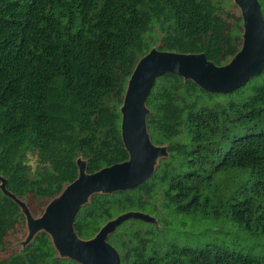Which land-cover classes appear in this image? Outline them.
<instances>
[{"label":"trees","instance_id":"obj_1","mask_svg":"<svg viewBox=\"0 0 264 264\" xmlns=\"http://www.w3.org/2000/svg\"><path fill=\"white\" fill-rule=\"evenodd\" d=\"M242 26L233 0H0L6 190L37 215L77 178L79 154L88 174L127 161L119 109L137 62L156 48L224 66L242 47ZM145 105L150 140L168 156L136 187L92 195L75 216L77 236L139 212L156 223L130 219L107 238L120 264H264V69L228 94L165 73ZM29 154L40 163L33 173ZM180 216L203 223L194 247L168 238ZM23 222L0 190V248ZM0 264L77 263L40 232Z\"/></svg>","mask_w":264,"mask_h":264},{"label":"water","instance_id":"obj_2","mask_svg":"<svg viewBox=\"0 0 264 264\" xmlns=\"http://www.w3.org/2000/svg\"><path fill=\"white\" fill-rule=\"evenodd\" d=\"M242 23V47L224 66H215L204 54H182L151 49L136 64L126 86L122 105L120 135L128 160L105 167L94 173L86 172V163L76 161L77 178L46 205L35 218L26 206L5 188L0 177L1 192L15 202L23 214L28 238L46 233L58 256L77 264H120L116 250L107 242L115 229L127 220L155 224L153 217L127 212L105 223L96 235L80 239L74 230L78 210L94 194H112L136 187L152 176L158 160L168 156L166 146L152 144L147 127L148 109L145 102L156 78L171 73L191 80L204 91L228 94L244 85L264 69V18L257 0H233Z\"/></svg>","mask_w":264,"mask_h":264},{"label":"rangeland","instance_id":"obj_3","mask_svg":"<svg viewBox=\"0 0 264 264\" xmlns=\"http://www.w3.org/2000/svg\"><path fill=\"white\" fill-rule=\"evenodd\" d=\"M226 1V0H225ZM261 14L264 18V0H257ZM234 3V2H233ZM27 164L31 168V172L33 173L35 170H38L40 163L37 157L32 155H27ZM86 163V159L83 157L82 154H79L76 161ZM29 175H33L29 172ZM242 181H236L235 184H240ZM26 208L29 210L31 215L35 218L41 216L43 213L44 208H42V213H38L34 215L31 209V206L20 200ZM49 203V202H48ZM37 208H35L36 210ZM174 226L168 234V238L172 241H175L180 244H185L191 247L196 246L195 242L197 241V233L199 231V226H203V223L199 220V218H193L191 216H180L177 218L176 221L171 225ZM32 242V239L28 238V229L27 224L24 218V222L16 225L12 230H10L6 237L4 238L3 246L0 248V261L7 259L11 254L18 253L22 251L29 243ZM248 248L253 253H257L259 251V247L255 244L249 243L247 244ZM247 250V249H246Z\"/></svg>","mask_w":264,"mask_h":264}]
</instances>
